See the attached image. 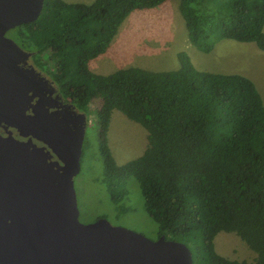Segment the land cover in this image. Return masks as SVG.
I'll use <instances>...</instances> for the list:
<instances>
[{"label": "trees", "instance_id": "obj_1", "mask_svg": "<svg viewBox=\"0 0 264 264\" xmlns=\"http://www.w3.org/2000/svg\"><path fill=\"white\" fill-rule=\"evenodd\" d=\"M165 1L44 0L36 20L12 31L24 35L34 63L70 91L82 111L99 99L104 181L111 190L126 178L138 182L158 236L185 243L192 264H264V104L254 82L199 70L185 52L174 70L130 66L104 75L89 68L130 12ZM178 9L202 52L220 39L264 50V0H179ZM114 109L147 130L143 153L123 164L107 143ZM220 231L236 233L256 252L253 262L217 253Z\"/></svg>", "mask_w": 264, "mask_h": 264}, {"label": "water", "instance_id": "obj_2", "mask_svg": "<svg viewBox=\"0 0 264 264\" xmlns=\"http://www.w3.org/2000/svg\"><path fill=\"white\" fill-rule=\"evenodd\" d=\"M43 1L0 0V38L10 43L12 57L10 76L0 80V125L6 129L0 133V264H192L183 242L164 235L152 240L104 217L79 220L74 177L86 114L49 112L38 104L26 113L21 90L28 71L17 63L29 53L3 37L7 29L36 20ZM9 126L29 137L15 138Z\"/></svg>", "mask_w": 264, "mask_h": 264}, {"label": "rangeland", "instance_id": "obj_3", "mask_svg": "<svg viewBox=\"0 0 264 264\" xmlns=\"http://www.w3.org/2000/svg\"><path fill=\"white\" fill-rule=\"evenodd\" d=\"M91 3L94 0H64ZM179 0L145 9H135L119 25L107 50L90 60L89 68L98 74L137 66L153 71L180 67L179 52H185L199 70L239 73L250 78L264 104V50L253 42L220 39L212 51H200L188 38ZM99 99L88 102L87 124L82 146L80 171L74 177L79 220L91 223L100 217L156 240L157 223L147 214L138 182L126 178L112 190L104 181L103 158L99 150L96 108ZM107 143L117 164L141 155L147 146V130L121 111L111 113ZM217 253L229 259L253 262L256 252L234 232L220 231L214 237Z\"/></svg>", "mask_w": 264, "mask_h": 264}, {"label": "flooded vegetation", "instance_id": "obj_4", "mask_svg": "<svg viewBox=\"0 0 264 264\" xmlns=\"http://www.w3.org/2000/svg\"><path fill=\"white\" fill-rule=\"evenodd\" d=\"M12 29H7L3 33V37L13 40L18 47L29 53L25 62L20 61L17 63L18 68L28 71L24 73L21 71L27 79V83L21 90L23 92V94H21L22 97L25 99V102L27 101L26 105L28 106V109L26 110V113L33 114L31 105L36 104L48 108L49 112H65L70 109H74L77 112L86 113L82 111L79 106H77L74 97L70 94V91L62 88V86H60L58 82L52 78V76H50L44 69H41L39 65L34 63V51L27 49L21 41V38L24 35L20 36L19 38L14 34ZM11 59L12 57L10 43L5 39L0 38V80L2 79V77L4 79L6 77V74L8 77L10 76V71L12 70ZM31 69H33V73H37V75H33L32 73H30L29 70ZM2 85H4V83ZM24 91L26 92L24 93ZM7 130H10L12 135L18 139L27 140V138L29 137L20 136L18 131L10 126L7 127ZM0 133L2 135H6V129L2 125H0ZM32 141L39 146L45 145L46 147H48L42 141L37 140L34 137H32ZM53 158L55 157L53 156Z\"/></svg>", "mask_w": 264, "mask_h": 264}]
</instances>
